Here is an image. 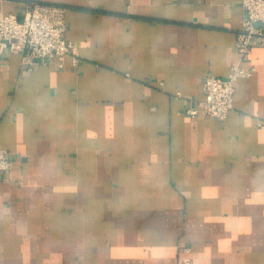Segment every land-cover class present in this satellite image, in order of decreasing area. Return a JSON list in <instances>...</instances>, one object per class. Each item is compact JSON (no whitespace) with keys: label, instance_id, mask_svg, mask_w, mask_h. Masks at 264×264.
Instances as JSON below:
<instances>
[{"label":"crops","instance_id":"crops-1","mask_svg":"<svg viewBox=\"0 0 264 264\" xmlns=\"http://www.w3.org/2000/svg\"><path fill=\"white\" fill-rule=\"evenodd\" d=\"M29 1L66 7L80 60L0 55V264H264V44L241 61L242 0L0 8ZM240 61L226 117L186 114Z\"/></svg>","mask_w":264,"mask_h":264},{"label":"built area","instance_id":"built-area-1","mask_svg":"<svg viewBox=\"0 0 264 264\" xmlns=\"http://www.w3.org/2000/svg\"><path fill=\"white\" fill-rule=\"evenodd\" d=\"M242 6L243 27L236 39L241 61L249 56L253 46L264 44V0H242ZM66 30V7L61 4L26 2L22 18L0 8V55L23 52L24 59L30 63L57 57L58 64L63 65L69 54L72 64L77 65L80 59L74 42L66 37ZM241 61L233 64L225 77L208 74L202 82L203 96L189 97L186 114L226 117L234 106L235 80L251 76L254 71V67H244ZM176 96L183 97V93L178 90ZM11 165V152L0 149V170Z\"/></svg>","mask_w":264,"mask_h":264}]
</instances>
